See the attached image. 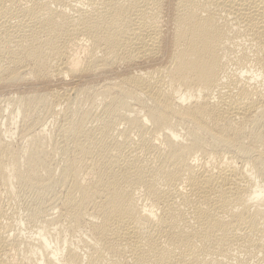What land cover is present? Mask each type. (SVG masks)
<instances>
[{
  "label": "bare ground",
  "instance_id": "1",
  "mask_svg": "<svg viewBox=\"0 0 264 264\" xmlns=\"http://www.w3.org/2000/svg\"><path fill=\"white\" fill-rule=\"evenodd\" d=\"M0 264H264V0H0Z\"/></svg>",
  "mask_w": 264,
  "mask_h": 264
},
{
  "label": "rangeland",
  "instance_id": "2",
  "mask_svg": "<svg viewBox=\"0 0 264 264\" xmlns=\"http://www.w3.org/2000/svg\"><path fill=\"white\" fill-rule=\"evenodd\" d=\"M2 97H4V96H2ZM1 106L3 107V113H4L5 117H7V116L9 115V114H8V113H9V110L7 109V107H6L5 105H1ZM18 120H19V119H17V122H18ZM18 123H19V122H18ZM50 123H51V122H48V123H47V126H46L47 129H49L48 126L50 127V129L52 128V127H51V126H52V123H51V124H50ZM49 124H50V125H49ZM13 132L16 133L17 131H14V130H13ZM49 136H50V134L48 135V139H49ZM13 139H14V142H15V143H19V142H18L19 140H18V135H17V133H16L15 136L13 135ZM18 205H19V204H18ZM20 205H21V203H20ZM20 205H19V206H20ZM19 212L22 213L23 211L20 210ZM20 213H18V215H19L18 218L20 217V219H21V216L23 215V213H22V214H20ZM22 230H26V228L24 229V227H23ZM26 232H28V231H27V230H26L25 232L23 231V233H26Z\"/></svg>",
  "mask_w": 264,
  "mask_h": 264
}]
</instances>
